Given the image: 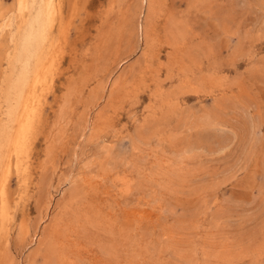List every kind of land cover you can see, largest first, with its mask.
Returning <instances> with one entry per match:
<instances>
[{
	"label": "rangeland",
	"instance_id": "1",
	"mask_svg": "<svg viewBox=\"0 0 264 264\" xmlns=\"http://www.w3.org/2000/svg\"><path fill=\"white\" fill-rule=\"evenodd\" d=\"M62 263L264 264V0H0V264Z\"/></svg>",
	"mask_w": 264,
	"mask_h": 264
},
{
	"label": "bare ground",
	"instance_id": "2",
	"mask_svg": "<svg viewBox=\"0 0 264 264\" xmlns=\"http://www.w3.org/2000/svg\"><path fill=\"white\" fill-rule=\"evenodd\" d=\"M144 3V2H143ZM142 4V3H141ZM139 33V32H138ZM31 37V36H30ZM36 39H37V37H36ZM38 40V39H37ZM31 41V40H30ZM41 42V41H40ZM30 43V42H29ZM29 45V44H28ZM24 46V45H23ZM37 72H38V70H37ZM37 74V73H36ZM24 97V96H23ZM22 116V115H21ZM18 118V117H17ZM12 160V159H11ZM11 165H12V163H11ZM12 170V169H11ZM62 260V259H61ZM63 264V263H62ZM66 264V263H65Z\"/></svg>",
	"mask_w": 264,
	"mask_h": 264
}]
</instances>
